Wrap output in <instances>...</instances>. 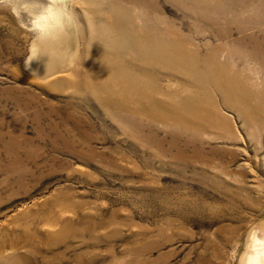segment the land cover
<instances>
[{
    "label": "rangeland",
    "instance_id": "1",
    "mask_svg": "<svg viewBox=\"0 0 264 264\" xmlns=\"http://www.w3.org/2000/svg\"><path fill=\"white\" fill-rule=\"evenodd\" d=\"M50 3L0 2V264H237L264 0Z\"/></svg>",
    "mask_w": 264,
    "mask_h": 264
},
{
    "label": "clouds",
    "instance_id": "2",
    "mask_svg": "<svg viewBox=\"0 0 264 264\" xmlns=\"http://www.w3.org/2000/svg\"><path fill=\"white\" fill-rule=\"evenodd\" d=\"M68 3L69 0H51L49 10L53 15L58 12L67 13L69 12ZM51 5H57V7L52 8ZM12 10L14 14L19 13V9L15 6ZM237 264H264V225L257 224L249 228L243 244V251L239 252Z\"/></svg>",
    "mask_w": 264,
    "mask_h": 264
},
{
    "label": "bare ground",
    "instance_id": "3",
    "mask_svg": "<svg viewBox=\"0 0 264 264\" xmlns=\"http://www.w3.org/2000/svg\"><path fill=\"white\" fill-rule=\"evenodd\" d=\"M253 49L250 52L253 58H256L264 65V40L253 39Z\"/></svg>",
    "mask_w": 264,
    "mask_h": 264
}]
</instances>
